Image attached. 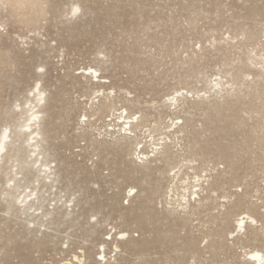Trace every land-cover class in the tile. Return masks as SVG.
I'll return each instance as SVG.
<instances>
[{
	"label": "rangeland",
	"instance_id": "374dc122",
	"mask_svg": "<svg viewBox=\"0 0 264 264\" xmlns=\"http://www.w3.org/2000/svg\"><path fill=\"white\" fill-rule=\"evenodd\" d=\"M4 130L0 264H251L264 0H0ZM239 214L255 219L240 234Z\"/></svg>",
	"mask_w": 264,
	"mask_h": 264
},
{
	"label": "bare ground",
	"instance_id": "6f19581e",
	"mask_svg": "<svg viewBox=\"0 0 264 264\" xmlns=\"http://www.w3.org/2000/svg\"><path fill=\"white\" fill-rule=\"evenodd\" d=\"M20 2V1H19ZM20 5H23L24 2H20L19 3ZM73 12V10H72ZM256 57V56H255ZM97 71L95 69H89V71L87 72L88 74H92L93 76H97L96 74L94 75V73H96ZM242 73V72H241ZM244 74V73H243ZM214 82V81H213ZM210 82V86H212V88H215L217 86H219L220 82ZM37 86V85H36ZM98 92H100V90H95L93 92L94 95L97 96ZM177 93H179V91H176ZM41 95V94H40ZM39 95V96H40ZM168 101L171 103V105H176V102H177V95H173L172 97H168L166 98V101ZM112 103H108L106 104L104 107L105 108H108V107H112ZM116 110H119V112L117 113H113V114H116V119H117V122L120 123V130L121 131H125V133L127 134H132L133 131H134V128H138L139 127V123L137 122V116L135 113H130L129 111H127L126 109H120V108H116ZM121 110V111H120ZM86 117V116H85ZM32 118H34V114L33 112L30 114V117L29 119L31 120ZM173 124H176V122H173ZM170 126V125H169ZM133 128V129H132ZM7 135H5V130L3 131L2 135H1V138H0V152L3 148V144H4V140L6 138ZM168 136H165V137H161L160 139H162L161 142H157V143H154L153 147H152V150L151 152H153V154L155 155V153H158L159 150L163 147H159L158 145H163L165 140L167 139ZM134 146V147H132ZM131 147H132V150L137 153V156L138 158H141V159H144V158H148L150 156V153L149 151H145L142 149V146L140 147L139 146V143L137 141H134L132 144H131ZM131 149V148H130ZM167 159V158H166ZM166 164H167V161H166ZM171 164V163H170ZM169 164V165H170ZM176 167H178V165H173L170 167L169 171H173ZM178 173L177 171L175 172V175H174V179L178 178ZM177 180V179H176ZM201 180V177L199 175L195 176V181L196 182H199ZM198 185L197 184H193L192 185V188H195L196 186ZM133 190V187L130 188L129 190V193L132 192ZM187 190V188H185V191ZM172 192H173V188H171L167 194L168 196H171L172 195ZM190 195H196L198 196V190L197 189H194L192 190V192L190 193ZM182 199L183 200H186V196L187 194H182ZM252 220V221H255V219L252 217V216H249L247 214V216L243 215L242 214H239L238 218L236 219L237 220V227H236V232L238 234H240L244 229H245V226H246V223L248 220ZM247 259L249 260V262L251 264H264V253L261 249L259 248H255L251 251H248L247 253ZM103 256V255H102ZM75 258L82 261V259H80V257L77 255H75ZM75 259V260H76ZM62 264H73L72 262H69V261H66V263H62Z\"/></svg>",
	"mask_w": 264,
	"mask_h": 264
},
{
	"label": "snow or ice",
	"instance_id": "6c2138e0",
	"mask_svg": "<svg viewBox=\"0 0 264 264\" xmlns=\"http://www.w3.org/2000/svg\"><path fill=\"white\" fill-rule=\"evenodd\" d=\"M39 71L43 72V71H44V69H43V68H41V69H39ZM5 135H7V130H5Z\"/></svg>",
	"mask_w": 264,
	"mask_h": 264
}]
</instances>
